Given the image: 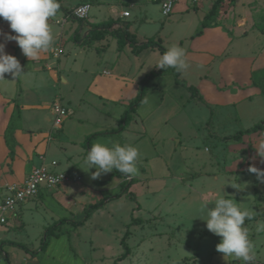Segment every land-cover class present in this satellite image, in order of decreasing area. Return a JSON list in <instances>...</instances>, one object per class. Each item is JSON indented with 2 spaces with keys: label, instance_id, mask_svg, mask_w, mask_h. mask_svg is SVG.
Masks as SVG:
<instances>
[{
  "label": "rangeland",
  "instance_id": "1",
  "mask_svg": "<svg viewBox=\"0 0 264 264\" xmlns=\"http://www.w3.org/2000/svg\"><path fill=\"white\" fill-rule=\"evenodd\" d=\"M97 6L92 4L91 12L96 11ZM68 7L72 14L75 5L69 4ZM168 19L177 20L179 14H171ZM2 20L0 18V22ZM86 21L83 20L84 24ZM209 24L221 26L234 38L253 34L262 47L264 0H222L217 16ZM184 26L186 33L189 30L187 27L193 28V24L188 25L186 21ZM66 33L62 37L64 48L59 59V73L57 67L51 68L46 59L36 65L38 82L32 74H25L16 80L6 74V80H3L6 93H3L4 98L0 102L9 100L6 101L9 102L7 107H1L4 115L8 117L7 111L13 109L10 117L14 120L13 127L19 129L22 126L25 134L26 129L31 130L27 134L31 137L40 135V139L30 148L21 146L19 151L15 139L6 133V128L3 137L5 151L0 147V186L2 182H17L34 167L52 161L66 176L62 184L44 189L37 198L24 203L12 219L0 227V245L5 253H12V249H16L9 243L21 244L35 251L46 228L63 219L72 222L81 220L86 206L111 197L124 182L112 176L111 172L92 179L96 170H89L85 165L86 150L83 144L90 135L116 129L127 104L102 101L91 88L88 90L92 73L98 68L102 69V60L93 58L95 54L88 47L86 50H90L93 57L86 59L80 54L84 50L73 46L74 43L68 41L69 33ZM52 34H55L54 28ZM53 45L52 52L47 56L49 63L56 64L53 58L57 51L53 52ZM172 45L170 43L168 47ZM149 53L145 51L132 56L125 50L114 71L107 65L108 72L124 73L127 78L135 80L144 64L148 66L150 63L147 61ZM112 54L115 55L113 46L107 57L110 58ZM159 78L161 90L168 91V87L174 85L170 76ZM63 79L67 82L64 83ZM169 88L173 93L171 96L178 98L177 105L182 107L187 92L178 86ZM174 90L181 91L179 93L183 98L180 99ZM162 95L156 90L148 91L120 137L95 138L91 143L100 142L109 147L113 143L122 146L129 144L139 150L138 174L127 175L126 179L133 183L129 189L132 197L110 201L80 227L62 225L56 232L60 237L55 239L47 252L35 258L29 256L31 264H243L232 257L224 258L216 251L221 238L209 232L204 221L207 211L203 204L209 193L233 198L242 210L253 212V219H246L245 226L249 228L254 244V264H264V232L256 231L257 222H264V183L257 177L254 181L245 180L246 177L240 173L227 175L221 162L227 161L226 151L229 145L235 144L223 141L224 134L234 135L249 128L255 121L245 116L241 121L228 123L225 133L217 134L210 121L205 124L211 112L203 104L195 106L190 103L183 107L181 115L173 117L181 108L168 103L144 128L138 119H143L156 104L162 102ZM191 99L197 101V95ZM56 103L61 104L67 112L61 127L54 125L55 116L51 108ZM17 109H20L19 119ZM262 120L259 122L264 124V117ZM205 126L207 133L212 134L204 136L201 133ZM174 132H179L178 136L175 137ZM166 138H173L171 146L175 151L158 150L159 146L164 147ZM203 162L206 163L205 168L203 165L197 168L196 165ZM194 163L195 166H192ZM216 177L217 181L214 179ZM213 205L214 201H209L208 207ZM124 237L129 255L119 260L124 252L120 245ZM0 264L4 262L0 261Z\"/></svg>",
  "mask_w": 264,
  "mask_h": 264
},
{
  "label": "crops",
  "instance_id": "2",
  "mask_svg": "<svg viewBox=\"0 0 264 264\" xmlns=\"http://www.w3.org/2000/svg\"><path fill=\"white\" fill-rule=\"evenodd\" d=\"M162 1L163 0H61V5L65 9L69 8V4L75 5V7L81 3H89L91 5L90 16L85 24L83 22L81 34H84L93 26L118 20L128 23L129 32L135 36L136 41H147L152 39L160 43L165 50H167L165 47H168L170 43L185 49L187 61L191 67L187 73L180 74L179 79L184 81L187 86L193 87L196 93L191 94L182 86L176 85L172 75H165L172 77L174 82V85L171 84L172 87L178 86L187 92V95H185L186 98L182 101L183 103L181 102L182 107H179L177 105V96H171V94H173L170 91L171 88H169L171 86L168 87V91L161 90L158 84L160 76L156 77L154 79L156 86L153 90L163 94L161 99L162 102L156 104L143 119H138L144 128L147 126V123L149 124L155 119V116L160 113L168 103L174 106L177 105V107L181 108L180 110L177 109V113L174 116L172 115L173 117L181 115L183 107L188 106L190 103L195 104V106L203 104V106L209 108L211 112L205 124H208L210 121L217 134L221 132L225 133V127L228 123L241 121L245 116H249L255 123L249 128L238 132L247 131L255 125H262L264 127V124L259 122L263 121L262 119L264 117V46L261 47L258 38L253 34L244 38H234L221 26L211 24H209V27L202 29L199 36L194 37V33L199 30L204 17L209 13L211 6L216 0H200L195 6L189 5L188 0H174V7L171 14H179V19L173 21H169L168 18H170V16L163 17L161 15L160 3ZM92 4L99 5V7H96V11L91 12ZM185 21L188 25L193 24V28H190L191 26L186 28L189 29L187 33L185 30L186 26H184ZM49 24L51 30L53 28L55 29V34L53 35L54 45H52L54 46L53 52L57 51L56 57L53 58L56 64H54V62L49 63L50 58L47 56L49 52H52V49H50L51 51L49 50L46 53H42L37 60L30 61L22 54L21 49L15 41H6L3 36H0V43H5L6 45V54L15 56L19 62L22 63L21 66L24 70V74H32L35 76L37 82L39 73L36 71V65L40 61L47 59L46 61L49 66L51 68L57 67L59 73V59L64 48L62 37L63 35H67V31L70 35L68 41H71L70 37L77 28V24L65 18L61 11H58L57 15L49 20ZM0 32L15 35V33L11 32L8 23L4 20L0 22ZM58 35L59 39H57ZM111 45L115 49V55L112 54L110 58H108L107 54L112 47ZM73 46L76 45L73 44ZM87 47L88 49L91 48L90 50L94 52V57L90 50H86ZM80 49L84 50L80 54H83L86 59L96 57L98 60H102L100 63L102 69L98 68L92 73L93 78L89 84L88 90L91 88V91L101 98L102 101L114 104H127V106L135 98L140 82L149 71L157 66L161 55L159 52L160 55L154 52L156 49L143 50L142 52L150 51L149 58L147 59L150 63H148V66L144 64L145 66L139 76L135 80H132L127 78L124 73L119 72L118 74L111 72L114 71L115 65L119 66L118 62L122 52L128 50L131 54L129 46L126 47V45H124L119 49L116 40L111 36H106L103 40L97 41L90 46L79 47L78 50ZM18 54H20V57H17ZM107 65L111 66L110 72H108ZM63 80L64 83L67 82L66 79ZM176 90L174 91L179 95V98L182 99L183 95L179 93L181 91ZM3 93L6 92L3 88V80H0L1 100L4 98ZM195 95H197V101L191 99V97ZM6 101L0 102V147H2V151L3 149L5 151V141L3 139L4 132L13 112V109H9L7 111L8 117L4 115L1 107H7V103L9 102ZM205 128L206 126L203 127V131L201 132L204 136L212 134L211 132L207 133V129ZM26 131L29 132L31 130L26 129ZM27 132L25 134V129L21 126V128L16 129L14 133L17 150L19 151L21 150V146L30 148V146L40 139V135L31 137ZM174 133L176 137L179 132ZM260 133L264 132L257 131L245 135L242 137L241 143L229 145L228 151H226L227 161H221L224 166V173L227 175L240 173L246 177L245 180H256V175L250 173L248 169L250 166H254L260 170H264V162L257 156L251 144L253 138ZM229 136L233 135L224 134L222 139ZM171 140H173V138L164 139V141L167 142L164 147L161 146V148L159 146L158 150L175 151L171 146ZM202 165L204 169L206 165L205 162L199 163L196 166L200 168ZM192 166H195V163ZM183 170L184 168L181 169V171ZM24 178H21L17 182H21ZM214 179L217 181V177ZM8 183L12 182L8 181ZM1 184L4 185L7 183L2 182ZM262 186L264 187V184H262ZM55 239L56 238H53L51 240L48 248ZM64 245H66V241H64ZM48 248L46 250H48ZM6 254L9 256L8 259L10 264H31L32 262L28 259L30 255L22 254L18 249H12V253L8 251ZM10 256L12 258H10Z\"/></svg>",
  "mask_w": 264,
  "mask_h": 264
},
{
  "label": "clouds",
  "instance_id": "3",
  "mask_svg": "<svg viewBox=\"0 0 264 264\" xmlns=\"http://www.w3.org/2000/svg\"><path fill=\"white\" fill-rule=\"evenodd\" d=\"M60 9L58 0H0V18L6 21L15 35L0 32L6 41H15L22 54L30 61L37 60L42 53L48 52L53 44V34L49 20ZM5 43H0V80H6L5 74L14 80L25 75L19 60L5 52ZM191 65L187 61L185 49L172 45L160 56L157 68H172L185 74ZM8 81V80H7ZM252 146L257 156L264 162V133L254 137ZM139 150L129 144L123 146L113 143L111 147L104 143L91 145L84 160L85 165L96 171L92 179L99 178L116 170L124 175L138 174ZM254 159V158H253ZM248 171L264 183V170L250 166ZM209 201H214L209 208ZM207 211L206 228L221 238L216 251L225 257H232L243 264H254L256 253L250 239V230L245 226L246 219H253V212L242 210L233 198H224L209 193L203 204ZM256 231L264 232V222H257Z\"/></svg>",
  "mask_w": 264,
  "mask_h": 264
},
{
  "label": "trees",
  "instance_id": "4",
  "mask_svg": "<svg viewBox=\"0 0 264 264\" xmlns=\"http://www.w3.org/2000/svg\"><path fill=\"white\" fill-rule=\"evenodd\" d=\"M58 2L60 4L59 11H61L64 14L65 18H67L72 23L77 24V28L71 35L70 40L78 47L90 46L97 41L103 40L106 36H111L113 39L116 40L119 49L122 48L124 45H128L131 49V54L134 56H138L143 50H146V49H156L160 52L161 55L166 51L161 46L160 43L152 39L147 40L145 42H140V43L137 42L135 39V36L129 32L128 23L124 21L117 20V21H109L106 23H102V24L91 27L84 34H81L83 30V21L76 19L71 14L70 11L65 9L61 5V0H58ZM221 2L222 0H217L215 3H213V5L210 8L209 13L204 17L199 30H197L194 33L193 35L194 37L199 36L201 34L202 29L209 27V21L214 20L215 17L217 16L218 6L221 4ZM165 75H172L176 85L182 86L191 94L196 93V90L193 87L187 86V84L184 81L179 79L180 73H177L172 68H166L163 70V69L157 68L156 66L140 82L137 94L135 98L128 104L125 111L121 115L117 128L113 130H109V131H102V132L90 135L89 137L86 138L83 144L86 150V155H87L88 150L91 147L92 141L95 138H101V137L117 138L121 136V134L124 132V130L129 125L132 114L136 112L137 109L142 104L146 93L155 88L156 85H155L154 79L158 76H165ZM17 111H18L17 117L19 119L20 110L17 109ZM13 126H14V120L10 119L6 133H10V136L12 138H14V133L16 131V128ZM257 131L264 132V127L262 125H255L247 131L236 132L233 136L225 137L222 140L230 141L233 143H241L243 136L255 133ZM10 151H12V149H10ZM111 175L119 179H123L124 182L121 184L117 192H115L111 197H105L93 204L86 206L83 210V215H82L81 220L77 222H72V221H69L68 219H63L57 223H54L52 226L46 228L40 239L39 246L35 251H30L24 245L17 244V243H9V245L18 250L27 252L31 257L40 256L46 251L51 240L53 238H58V235L56 232L59 231L62 225L70 224L74 228L80 227L85 222L88 221L89 217L94 212L102 209L110 201L119 199L121 197L131 198L132 194L129 193V189L133 183L131 181L126 180L128 178L127 175L121 174L120 172L116 170H113V172H111ZM125 237H126V234H125ZM125 237L120 242V245L122 246L124 252L122 256L119 258V260H123L126 256L129 255V249L124 241ZM0 261H3L4 264H10L7 254L2 250V245H0Z\"/></svg>",
  "mask_w": 264,
  "mask_h": 264
},
{
  "label": "built area",
  "instance_id": "5",
  "mask_svg": "<svg viewBox=\"0 0 264 264\" xmlns=\"http://www.w3.org/2000/svg\"><path fill=\"white\" fill-rule=\"evenodd\" d=\"M189 5L195 6L200 0H188ZM174 7V0H163L160 11L163 17H169ZM91 10L89 3L77 5L72 15L78 20H87ZM55 116L54 125L61 127L67 116L66 109L61 104H54L51 108ZM66 181L64 171L57 169V163L40 164L34 167L19 183H10L0 186V227L5 226L22 205L38 197L44 190L58 186Z\"/></svg>",
  "mask_w": 264,
  "mask_h": 264
}]
</instances>
